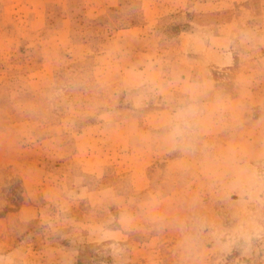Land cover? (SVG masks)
Listing matches in <instances>:
<instances>
[{"label":"rangeland","instance_id":"1","mask_svg":"<svg viewBox=\"0 0 264 264\" xmlns=\"http://www.w3.org/2000/svg\"><path fill=\"white\" fill-rule=\"evenodd\" d=\"M0 264H264V0H0Z\"/></svg>","mask_w":264,"mask_h":264}]
</instances>
